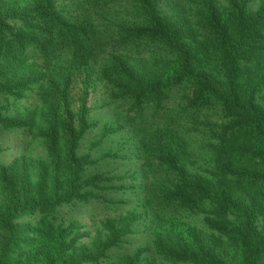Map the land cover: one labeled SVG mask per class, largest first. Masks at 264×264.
Returning <instances> with one entry per match:
<instances>
[{"label": "trees", "instance_id": "trees-1", "mask_svg": "<svg viewBox=\"0 0 264 264\" xmlns=\"http://www.w3.org/2000/svg\"><path fill=\"white\" fill-rule=\"evenodd\" d=\"M0 128V264L264 259V0H0Z\"/></svg>", "mask_w": 264, "mask_h": 264}, {"label": "rangeland", "instance_id": "rangeland-1", "mask_svg": "<svg viewBox=\"0 0 264 264\" xmlns=\"http://www.w3.org/2000/svg\"><path fill=\"white\" fill-rule=\"evenodd\" d=\"M97 97H100L99 93H96ZM108 119H115V111L114 109H109L108 114L105 115ZM22 134L19 131L16 130H3L0 128V146L2 147V152L0 153V159L3 161V163H9L11 160L14 159V156L18 154V151L15 150L17 146L20 145ZM109 144H111L110 141H108ZM112 145L114 147H118L117 142H113ZM126 154L131 155L132 157L135 155L133 151H125ZM135 165V163L132 162H126L121 165L122 170H128L131 168V166ZM135 170L138 169L135 165ZM132 206H134L135 199H132L131 202ZM94 211H97L96 206L94 205H88V206H81L77 210V214L79 216V219L85 222L90 217V214ZM204 220L205 223H204ZM17 220H15L16 222ZM208 219L205 217V219L202 217L200 223L198 224H187L183 227L182 231V238L184 242H187L189 244L190 253L193 254V261L197 264H216L215 260L219 264H237V258L235 257V254H231L228 256L227 259H225L222 255L219 249L216 247L215 243H218L216 239H214L213 242V233L210 231V224L207 223ZM21 225H19V229L21 232V238L25 239L27 237V234H24V231L26 230L25 225L30 224V219L28 217L23 218V220H20L19 222ZM34 228V227H33ZM141 226L137 228V233L129 238V242L133 244H138L140 246H145L150 248L151 243L149 239H147L146 234L142 232ZM260 231V237L261 239L264 238V229L259 230ZM146 238V239H145ZM151 260L153 257L150 253ZM209 256H214L215 260H212V257L209 258ZM229 260V261H228ZM261 264H264V259L261 260Z\"/></svg>", "mask_w": 264, "mask_h": 264}]
</instances>
